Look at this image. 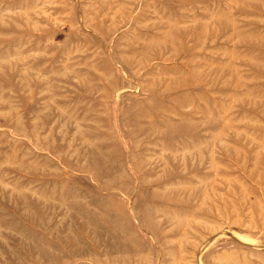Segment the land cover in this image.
Here are the masks:
<instances>
[{
    "label": "rangeland",
    "instance_id": "obj_1",
    "mask_svg": "<svg viewBox=\"0 0 264 264\" xmlns=\"http://www.w3.org/2000/svg\"><path fill=\"white\" fill-rule=\"evenodd\" d=\"M0 264H264V0H0Z\"/></svg>",
    "mask_w": 264,
    "mask_h": 264
},
{
    "label": "bare ground",
    "instance_id": "obj_2",
    "mask_svg": "<svg viewBox=\"0 0 264 264\" xmlns=\"http://www.w3.org/2000/svg\"><path fill=\"white\" fill-rule=\"evenodd\" d=\"M170 18V17H169Z\"/></svg>",
    "mask_w": 264,
    "mask_h": 264
}]
</instances>
